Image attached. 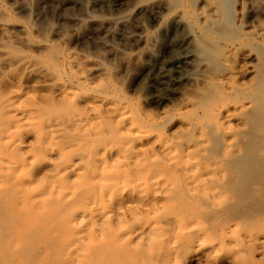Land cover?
<instances>
[{
  "label": "bare ground",
  "instance_id": "bare-ground-1",
  "mask_svg": "<svg viewBox=\"0 0 264 264\" xmlns=\"http://www.w3.org/2000/svg\"><path fill=\"white\" fill-rule=\"evenodd\" d=\"M113 2L106 22L133 12L144 44L126 52L147 58L144 94L72 52L2 51L42 86L0 78V264H216L224 244L221 264L245 259L259 242L233 228L264 215L240 196L264 174V0ZM248 183L262 199V175Z\"/></svg>",
  "mask_w": 264,
  "mask_h": 264
},
{
  "label": "rangeland",
  "instance_id": "rangeland-1",
  "mask_svg": "<svg viewBox=\"0 0 264 264\" xmlns=\"http://www.w3.org/2000/svg\"><path fill=\"white\" fill-rule=\"evenodd\" d=\"M22 3L26 6H23ZM0 9L6 14L5 20L0 22V78H3L2 86L9 83L36 90L42 86V78L34 73H28L29 67H24L25 65L21 64L24 67L23 71L20 66L18 68L16 65L11 67H17V70L13 71L14 69H12L10 71L9 66L3 64L2 51H7L12 55H25L33 62L39 63L46 55L58 51L77 54L80 60L84 62L86 72L94 74L91 77L105 79L108 76V78L110 77L115 81L117 79L119 85L120 81H124V84L122 82L123 86H120L129 94L131 92V95L144 94V90H141L140 85L145 80L142 73H144L143 65L147 62V58L142 56L138 60L134 56L126 55V52H134L143 47L144 44L138 43V45L135 41L134 32L136 28H134L133 12H127L130 13V17L122 25L115 26L106 22L121 15V11L115 6L113 0H23V2L22 0H0ZM9 61L12 62L11 59L5 62ZM4 65L5 67H3ZM25 68L28 70H25ZM112 69L113 71H111ZM8 76L10 77L8 78ZM124 85H127L131 90ZM256 173L259 174V172L252 174L255 175ZM254 175L250 176V182L258 179L261 175L264 178L262 173L258 176L255 175V177ZM248 182L241 189L240 196L244 195L241 197L243 199L241 201H247L250 211L255 209L254 213H257V211L259 212L257 214L264 213V197L262 196L264 189L260 201V196L256 197L251 193ZM250 193L253 196H250ZM246 195L247 197H245ZM248 197L249 201L246 200ZM255 200L257 203H255ZM238 206L239 204L237 206L234 204L230 208L231 213L234 212L235 216L242 208L241 204L239 208ZM257 207L260 208L261 212L256 210ZM234 208L239 210L235 211ZM239 214L241 215V212L237 215L239 216ZM262 217L263 226L261 227L255 225L250 227H241L240 225L239 228L237 226L231 227L235 229L231 241H234L237 245L240 244V241L245 242L248 238L256 241L254 244L259 242V244L250 247L245 259L238 258L233 264H264V215ZM237 230H240V235ZM235 243L231 242L233 247ZM228 247L230 246L226 244L219 246L220 250L216 264H221L225 260L224 254Z\"/></svg>",
  "mask_w": 264,
  "mask_h": 264
}]
</instances>
